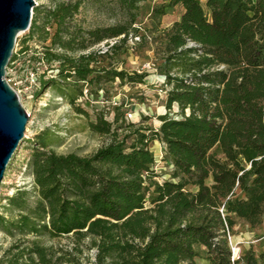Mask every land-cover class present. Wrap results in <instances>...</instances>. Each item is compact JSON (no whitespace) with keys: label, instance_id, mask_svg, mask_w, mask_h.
Returning a JSON list of instances; mask_svg holds the SVG:
<instances>
[{"label":"trees","instance_id":"16d2710c","mask_svg":"<svg viewBox=\"0 0 264 264\" xmlns=\"http://www.w3.org/2000/svg\"><path fill=\"white\" fill-rule=\"evenodd\" d=\"M48 1L35 7L22 50L41 44L34 62L56 73L39 78L41 89L76 106L107 84L145 83L147 73L113 60L151 41L136 26L149 0ZM89 5L117 22L85 26L79 16ZM177 6L183 13L163 32L159 69L166 109L177 107L178 118L166 113L154 130L99 116L90 128L111 141L90 156L59 154L49 130L37 134L27 162L33 189L18 188L0 212V231L15 239L0 264H58L65 256L40 239L71 234L92 238L99 264H197L201 250L203 264H264V251L235 259L227 238L232 216L255 227L264 214V0H165L153 14ZM130 36L140 41L130 46ZM104 43L109 49L97 50ZM154 140L170 179L158 180Z\"/></svg>","mask_w":264,"mask_h":264},{"label":"rangeland","instance_id":"374dc122","mask_svg":"<svg viewBox=\"0 0 264 264\" xmlns=\"http://www.w3.org/2000/svg\"><path fill=\"white\" fill-rule=\"evenodd\" d=\"M165 0H149L142 4L141 14L137 21L142 35L151 37V41L143 42L134 50L115 57L113 62L119 70L129 73H147L143 84L115 83L107 84L105 90L98 95L80 98L73 106L69 99L53 88L41 89L39 78L55 77V72L48 70L45 64L37 65L34 62L37 53L42 51V45L36 41L27 44L29 51L22 53L23 40L28 36V31L22 33L17 40L14 55L18 57L9 63L6 79L18 92L22 105L30 115L25 131L24 140L20 143L18 151L7 168L5 179L0 187V212L5 213L7 198L12 196L18 188L33 189V176L27 168V162L31 155L33 139L44 130L53 134V150L59 154L75 152L81 156H90L98 149L111 141L110 136H104L93 132L91 122H96L99 116H105L109 121L114 114L125 119L130 124H142L143 126L158 130L162 124L161 117L166 113L170 117L178 118V108L172 111L166 109L165 79L159 66L162 57L163 32L170 29L177 22L183 9L181 6L173 7L162 17H155L153 10L160 7ZM36 7L49 5L48 0H35ZM205 4L206 0H201ZM35 9V8H34ZM79 20L85 26H108L117 22L114 15L105 8H95L92 5L85 7L79 16ZM112 42L110 43V45ZM130 46L131 43L129 42ZM109 46L104 43L97 50L106 52ZM21 52V53H20ZM108 61H104L106 65ZM37 71V85H31L30 74ZM117 108H120L117 111ZM84 110L86 115L81 113ZM129 115H132L130 117ZM150 148L156 157L155 170L158 180L170 179L173 168L169 161H164V148L160 141L154 140ZM189 191L196 188L189 186ZM153 194H149L148 207L151 208ZM236 198L242 199L240 190L236 191ZM8 216V214H7ZM234 226L227 230V238L233 257L238 259L248 251L256 255L264 251V214L259 225L252 227L246 221L232 216ZM15 239L8 237L0 231V259L3 253L10 247ZM40 242L53 248L57 257L65 256L58 264H99L98 250L94 247L91 237L78 238L74 235L50 238H41ZM235 249L237 253L235 254ZM197 259V264H203L202 258ZM105 264H113L108 260Z\"/></svg>","mask_w":264,"mask_h":264},{"label":"water","instance_id":"95a60500","mask_svg":"<svg viewBox=\"0 0 264 264\" xmlns=\"http://www.w3.org/2000/svg\"><path fill=\"white\" fill-rule=\"evenodd\" d=\"M35 7V0H0V187L30 117L6 74L18 37L31 27Z\"/></svg>","mask_w":264,"mask_h":264},{"label":"built area","instance_id":"2783aa9c","mask_svg":"<svg viewBox=\"0 0 264 264\" xmlns=\"http://www.w3.org/2000/svg\"><path fill=\"white\" fill-rule=\"evenodd\" d=\"M139 41H140V38L139 37L130 36V43H131V45H135ZM37 82H38L37 75H36V73L32 72L30 74V83H31L32 86L33 85L36 86L37 85ZM129 116L132 117V115H129ZM161 158H163V155L161 156Z\"/></svg>","mask_w":264,"mask_h":264},{"label":"bare ground","instance_id":"6f19581e","mask_svg":"<svg viewBox=\"0 0 264 264\" xmlns=\"http://www.w3.org/2000/svg\"><path fill=\"white\" fill-rule=\"evenodd\" d=\"M237 253V249H235V254Z\"/></svg>","mask_w":264,"mask_h":264}]
</instances>
